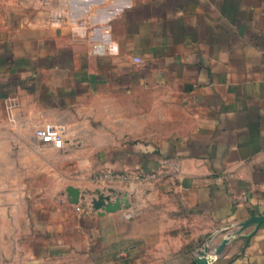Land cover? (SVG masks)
Instances as JSON below:
<instances>
[{
    "label": "crops",
    "instance_id": "0c3cea01",
    "mask_svg": "<svg viewBox=\"0 0 264 264\" xmlns=\"http://www.w3.org/2000/svg\"><path fill=\"white\" fill-rule=\"evenodd\" d=\"M144 177L229 240L201 263L264 264V0H0V264H166L128 254L158 252L148 217L93 205Z\"/></svg>",
    "mask_w": 264,
    "mask_h": 264
},
{
    "label": "rangeland",
    "instance_id": "374dc122",
    "mask_svg": "<svg viewBox=\"0 0 264 264\" xmlns=\"http://www.w3.org/2000/svg\"><path fill=\"white\" fill-rule=\"evenodd\" d=\"M160 125V130H152L150 123L148 128L145 129V132L149 134H163L166 132V129H163V123ZM87 166V161L81 160L79 162L81 172L86 170ZM92 180L94 178L90 179L81 176L78 178H70L69 183L85 188L88 187V182ZM97 180L103 182L102 180L104 179L97 178ZM137 181L139 182L137 184V191L135 189L136 192L129 195V199L127 197L128 204H124L122 210L133 218L137 215L149 218V223L152 222L153 224L148 225L149 242L147 245L152 246L158 252L128 253L132 257L131 259L134 261L142 259L146 263L159 261L166 264H201V258L206 256L218 257L221 254H216V250L221 246L220 242L217 241L219 231H214V228L195 210L185 208L187 205L179 190L178 179L169 177H144L137 179ZM105 184L109 185V183ZM76 189L80 191V200L88 196V194L83 195V192L79 188ZM137 192L139 194L143 193V200H141L142 195H137ZM100 194L102 193H98V196ZM1 248L0 245V253H6ZM56 253L68 252L59 250ZM115 254L117 253H105L106 259L102 257V260L107 261L108 256L113 257ZM59 256L61 257L63 255ZM63 261V264H87L88 262L87 260L79 258H69Z\"/></svg>",
    "mask_w": 264,
    "mask_h": 264
},
{
    "label": "water",
    "instance_id": "95a60500",
    "mask_svg": "<svg viewBox=\"0 0 264 264\" xmlns=\"http://www.w3.org/2000/svg\"><path fill=\"white\" fill-rule=\"evenodd\" d=\"M67 192L69 196L71 197V203L76 204L80 200V191L74 187H69L67 189ZM128 204L127 198L123 197L122 199L117 198L115 201H111L109 196L100 195L97 200L93 202V205L95 209L98 211H101L102 214L104 213H114L117 211L122 210L123 205ZM260 221H263L264 218H260ZM228 239H225V241L221 244L218 250H216V254L219 255L225 246L228 243Z\"/></svg>",
    "mask_w": 264,
    "mask_h": 264
},
{
    "label": "built area",
    "instance_id": "2783aa9c",
    "mask_svg": "<svg viewBox=\"0 0 264 264\" xmlns=\"http://www.w3.org/2000/svg\"><path fill=\"white\" fill-rule=\"evenodd\" d=\"M13 105H9L8 109H13ZM36 138L42 145H49L55 149H62L65 145L64 134L60 128L47 126L36 131Z\"/></svg>",
    "mask_w": 264,
    "mask_h": 264
},
{
    "label": "bare ground",
    "instance_id": "6f19581e",
    "mask_svg": "<svg viewBox=\"0 0 264 264\" xmlns=\"http://www.w3.org/2000/svg\"><path fill=\"white\" fill-rule=\"evenodd\" d=\"M210 262V261H209ZM201 264H206V263H201ZM208 264V263H207Z\"/></svg>",
    "mask_w": 264,
    "mask_h": 264
}]
</instances>
